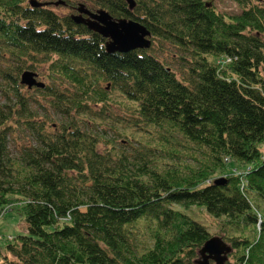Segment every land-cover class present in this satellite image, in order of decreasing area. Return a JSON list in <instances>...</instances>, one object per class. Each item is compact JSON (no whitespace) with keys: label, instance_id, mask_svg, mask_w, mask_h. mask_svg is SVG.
Returning a JSON list of instances; mask_svg holds the SVG:
<instances>
[{"label":"trees","instance_id":"trees-1","mask_svg":"<svg viewBox=\"0 0 264 264\" xmlns=\"http://www.w3.org/2000/svg\"><path fill=\"white\" fill-rule=\"evenodd\" d=\"M31 1L0 0V215L26 225L0 264H197L211 236L264 264V0H91L150 31L127 52Z\"/></svg>","mask_w":264,"mask_h":264},{"label":"water","instance_id":"water-1","mask_svg":"<svg viewBox=\"0 0 264 264\" xmlns=\"http://www.w3.org/2000/svg\"><path fill=\"white\" fill-rule=\"evenodd\" d=\"M129 8L135 5L134 0H126ZM32 5H43L30 2ZM54 5L64 4L63 0L53 2ZM78 14L71 15V19L75 23L84 24L90 31L100 34L106 38L105 48L107 52H127L137 48H148L150 45V31L141 22L131 18L113 17L105 9L98 8L95 11L89 10L84 3H78L76 7ZM86 15V16H84ZM36 73L25 71L21 75V83L28 87L43 84L35 79ZM222 179H216V183H220ZM231 247L218 236L208 238L199 253L201 258L197 260V264H209L212 259L214 264H225Z\"/></svg>","mask_w":264,"mask_h":264},{"label":"rangeland","instance_id":"rangeland-1","mask_svg":"<svg viewBox=\"0 0 264 264\" xmlns=\"http://www.w3.org/2000/svg\"><path fill=\"white\" fill-rule=\"evenodd\" d=\"M41 1H48L52 3L54 0H41ZM64 4H58L53 5L49 4L50 8H52L55 12H57L59 15H76L78 14L76 7L78 6V3H84L89 10L95 11L98 8L103 7H95V4L91 0H63ZM261 0H254L253 3H262L259 2ZM214 5L217 10L221 11L222 13L232 14L237 13L240 10V6L237 2L234 0H214ZM108 12V11H107ZM132 19V18H131ZM152 42L153 38L149 37ZM156 46L159 48L157 53L161 55H166L168 57V54L171 56L170 62L171 67L177 72V77H181V67L178 66V58H177V49L173 48L170 44L166 43H159L157 42ZM44 68H41L39 71H36L38 74V79L42 80L43 82L47 83L46 77L43 74ZM42 71V72H41ZM262 151L264 152V144L261 145ZM173 208L179 209L186 213L188 216H190L192 219L196 220L197 222L203 224L204 226H210L208 227L210 229V232L212 234H219L220 235V227H217L215 223H213L211 216L208 215L206 210L202 206L192 205L187 209L182 208L179 205H174ZM212 221V222H211ZM211 222V223H210ZM26 225L24 222V219L21 215L18 214L15 206L13 208H10L3 212L2 215H0V255L1 253H5L6 249V238L11 235L15 236L18 233L22 232L25 229ZM231 254H229L228 262L231 263L232 258H230ZM80 264H88L86 262L80 263Z\"/></svg>","mask_w":264,"mask_h":264},{"label":"flooded vegetation","instance_id":"flooded-vegetation-1","mask_svg":"<svg viewBox=\"0 0 264 264\" xmlns=\"http://www.w3.org/2000/svg\"><path fill=\"white\" fill-rule=\"evenodd\" d=\"M88 8V7H87ZM84 16H86V15H84Z\"/></svg>","mask_w":264,"mask_h":264},{"label":"bare ground","instance_id":"bare-ground-1","mask_svg":"<svg viewBox=\"0 0 264 264\" xmlns=\"http://www.w3.org/2000/svg\"><path fill=\"white\" fill-rule=\"evenodd\" d=\"M105 39V38H104ZM107 41V40H106Z\"/></svg>","mask_w":264,"mask_h":264}]
</instances>
